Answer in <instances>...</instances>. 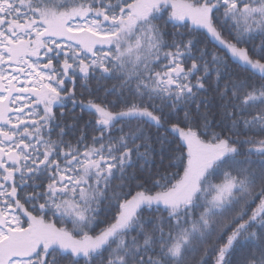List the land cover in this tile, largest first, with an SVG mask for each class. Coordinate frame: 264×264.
Returning <instances> with one entry per match:
<instances>
[{
  "label": "snow or ice",
  "instance_id": "obj_1",
  "mask_svg": "<svg viewBox=\"0 0 264 264\" xmlns=\"http://www.w3.org/2000/svg\"><path fill=\"white\" fill-rule=\"evenodd\" d=\"M0 264H264V0H0Z\"/></svg>",
  "mask_w": 264,
  "mask_h": 264
},
{
  "label": "trees",
  "instance_id": "obj_2",
  "mask_svg": "<svg viewBox=\"0 0 264 264\" xmlns=\"http://www.w3.org/2000/svg\"><path fill=\"white\" fill-rule=\"evenodd\" d=\"M68 87L71 88L72 85L68 84ZM77 98L78 99L80 98V96H79V82H77ZM110 99H114V98L110 97ZM63 111L65 113V122L68 123L69 125H72L74 123V120H73L74 117L78 118L81 115L79 108L73 109L71 106V103H69ZM57 115H59V112H57ZM86 119H88L87 116H85V120ZM82 126H83V122H81V127ZM153 131H155V130L153 129ZM75 134L78 135V131ZM72 135L73 134L70 133L69 138H71ZM157 159H158V157H157ZM253 159H255V157H253Z\"/></svg>",
  "mask_w": 264,
  "mask_h": 264
}]
</instances>
